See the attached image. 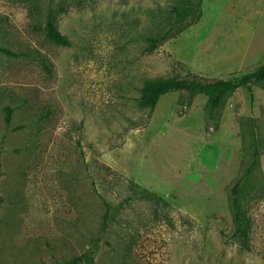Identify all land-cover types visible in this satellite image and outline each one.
I'll return each instance as SVG.
<instances>
[{
	"label": "rangeland",
	"instance_id": "374dc122",
	"mask_svg": "<svg viewBox=\"0 0 264 264\" xmlns=\"http://www.w3.org/2000/svg\"><path fill=\"white\" fill-rule=\"evenodd\" d=\"M47 3L69 46L45 36ZM197 3L195 23L144 52ZM0 46L20 54L0 52V264H264V81L215 111L178 91L139 105L147 81L262 65L264 0H0ZM254 150L245 250L227 196ZM130 181L166 203L127 202Z\"/></svg>",
	"mask_w": 264,
	"mask_h": 264
},
{
	"label": "trees",
	"instance_id": "16d2710c",
	"mask_svg": "<svg viewBox=\"0 0 264 264\" xmlns=\"http://www.w3.org/2000/svg\"><path fill=\"white\" fill-rule=\"evenodd\" d=\"M196 7H199V3H197L195 8L191 6L175 8L174 18L170 23H168V26L164 30L162 29L155 35L147 38L148 45L144 49V52L154 51L161 42L175 37L178 33L195 23L201 16L200 11H197L196 13ZM57 11L59 13H64L66 11V7L60 3H57ZM189 13L192 14V16L189 20H186L190 15ZM55 20V9L52 3H47L45 12V24L43 27L45 36L55 45L69 46V39L57 28ZM0 52L8 56L20 55L3 46H0ZM36 59L39 65L44 69V71L49 74L51 72L50 65L40 57H37ZM262 81H264V63L256 69L244 73L240 77H236L233 79L210 78L199 73L190 72L188 75L183 77L176 76L145 82L141 89L139 105L143 107L153 108L161 96L170 92L178 91L186 94L188 97H193L199 94L206 96L207 108L210 111H215L220 107L222 101L236 89ZM10 116L11 108L6 107V124H9ZM248 119L251 120L250 118L240 119V125L242 126L243 121ZM257 156V152L256 150H254L249 165L243 170L241 174H239L234 179V181L228 188L227 200L229 213L231 215L233 223L232 234L240 241L241 247L245 250L249 249L248 240L250 232V221L246 216V213L242 208L239 200L240 187L242 182L247 177L252 175L256 167L258 166L259 161ZM128 189L129 192L125 197V200L127 202L134 200H149L154 202L166 203L162 197L135 182H128ZM83 261L84 260L81 256H76L71 259L58 262L57 264H81Z\"/></svg>",
	"mask_w": 264,
	"mask_h": 264
}]
</instances>
